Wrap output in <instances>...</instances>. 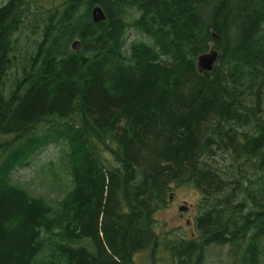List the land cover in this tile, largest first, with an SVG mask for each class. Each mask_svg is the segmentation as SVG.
I'll return each mask as SVG.
<instances>
[{"label": "trees", "instance_id": "16d2710c", "mask_svg": "<svg viewBox=\"0 0 264 264\" xmlns=\"http://www.w3.org/2000/svg\"><path fill=\"white\" fill-rule=\"evenodd\" d=\"M25 1L0 6V264H134L157 243L172 182L204 205L201 241L170 245L178 264L210 243L264 264V0H60L39 11L40 39L7 89ZM128 27L147 40L126 44ZM210 46L216 62L199 73ZM59 140L72 191L52 232V206L11 174Z\"/></svg>", "mask_w": 264, "mask_h": 264}, {"label": "rangeland", "instance_id": "374dc122", "mask_svg": "<svg viewBox=\"0 0 264 264\" xmlns=\"http://www.w3.org/2000/svg\"><path fill=\"white\" fill-rule=\"evenodd\" d=\"M60 0H26L23 22L13 34L15 42L16 62L9 69L5 85L7 89L13 85L15 76L29 55L33 52L36 42L40 39L41 24L38 23L39 11L47 8ZM5 0H0V6ZM136 11L128 10L125 19L130 21ZM147 40L134 28L128 27L125 31V43L131 41ZM164 60V59H163ZM170 69V65H167ZM68 147L64 141H51L42 145L31 157L26 159L23 165L16 166L11 174L12 181L24 188L29 194L42 196L53 208L50 217L52 232L57 230V223L61 220L66 210L65 199L70 198L72 182L67 165ZM218 164L226 161L224 154L218 153L215 157ZM254 166L251 162L244 165L245 176L254 180ZM167 191L168 203L157 210L155 216V234L157 243L154 248L137 251L133 254L134 264H178L176 256L170 250L171 244H177L181 240H200V230L195 224V218L203 211L201 205L202 196L187 183L175 185L170 183ZM242 194H244L242 190ZM242 194H238L241 198ZM69 196V197H68ZM68 197V198H67ZM183 207L180 210L179 207ZM264 244V239L259 242ZM169 246V247H168ZM262 247V246H261ZM242 249H235L230 244H203L196 250L187 264H194L198 256L200 264H240ZM41 258V256L39 257ZM38 258V259H39ZM40 260V259H39ZM264 260V254L260 256V262Z\"/></svg>", "mask_w": 264, "mask_h": 264}, {"label": "water", "instance_id": "95a60500", "mask_svg": "<svg viewBox=\"0 0 264 264\" xmlns=\"http://www.w3.org/2000/svg\"><path fill=\"white\" fill-rule=\"evenodd\" d=\"M91 19L93 22H99L105 19V14L99 5H95L90 10ZM213 37H216L212 33ZM71 49L77 50L80 48V41L78 39L72 40L70 44ZM217 59V51L213 46H210L206 52L197 55L195 60V66L197 72L209 71L213 68ZM181 209V208H180Z\"/></svg>", "mask_w": 264, "mask_h": 264}, {"label": "flooded vegetation", "instance_id": "af4514ba", "mask_svg": "<svg viewBox=\"0 0 264 264\" xmlns=\"http://www.w3.org/2000/svg\"><path fill=\"white\" fill-rule=\"evenodd\" d=\"M180 208H181V209H180ZM179 209H180V210H183V207L180 206Z\"/></svg>", "mask_w": 264, "mask_h": 264}]
</instances>
